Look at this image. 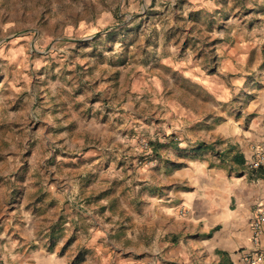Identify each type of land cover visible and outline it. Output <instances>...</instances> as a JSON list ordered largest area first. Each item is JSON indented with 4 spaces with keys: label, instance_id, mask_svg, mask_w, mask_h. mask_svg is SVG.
I'll use <instances>...</instances> for the list:
<instances>
[{
    "label": "rangeland",
    "instance_id": "rangeland-1",
    "mask_svg": "<svg viewBox=\"0 0 264 264\" xmlns=\"http://www.w3.org/2000/svg\"><path fill=\"white\" fill-rule=\"evenodd\" d=\"M263 25L264 0H0V184L6 189L38 186L82 165L70 159L83 147L82 121L92 117L80 111L78 102L89 92L81 84L84 77L110 74L118 89L127 71L128 80L142 72L150 78L164 74L168 86L185 90L188 82L176 77L179 71L194 63L215 74L220 67L217 47L239 36L248 41L246 31L258 34ZM168 59L177 63L178 71L168 68ZM249 59L241 76L252 67L253 53ZM259 67L263 69L264 62ZM256 79L249 82L247 99L256 92ZM92 95L86 99L89 104L97 98ZM237 100L228 105L242 106ZM111 101H99L102 120L110 113L111 124L122 125V110L110 107ZM152 107L145 110L148 127L119 130V159L93 165L98 174L93 183L101 174L115 178L114 188L89 199L108 200L99 212L107 214V220L86 223L105 238L92 244L89 231H84L82 246L70 249L75 237L72 233L64 239L69 220L60 214L49 225L45 242L38 241L41 232L35 234L32 249L52 251L61 244L60 254L68 249L74 254L70 264H218L198 246L187 221L172 220V214L184 213L176 204L189 190V181L184 165L172 164V153L152 150L150 143L168 147L172 135L170 128L162 129L158 113L151 115ZM184 154L179 153V159H190ZM20 196L19 190L11 204ZM162 205L170 207L168 217L161 215ZM111 215L119 220H108ZM39 221L46 229L45 221ZM69 226L68 232L84 230L83 225Z\"/></svg>",
    "mask_w": 264,
    "mask_h": 264
},
{
    "label": "crops",
    "instance_id": "crops-1",
    "mask_svg": "<svg viewBox=\"0 0 264 264\" xmlns=\"http://www.w3.org/2000/svg\"><path fill=\"white\" fill-rule=\"evenodd\" d=\"M246 34L248 41L239 36L234 43L224 42L217 47L220 67L215 74L201 71L194 63L185 68L187 71H179L176 77L188 82V89L185 90L168 86L170 79L164 74L150 78V74L142 72L130 76L128 80L127 71L118 89L110 82V74L84 77L81 84L89 92L84 91L78 102L81 103L80 111L90 113L92 117L82 121L80 144L83 147L70 159L82 165L58 172L52 176V181L47 180L38 186L21 184V188L13 186L6 189L0 184V261L3 264H70L74 254L69 249L60 254L57 246L61 244L52 251L42 246L31 248L37 243L36 233H42L38 237L41 244L48 239V227L60 214L66 215L65 219L69 220L64 239L67 240L72 233L75 237L70 249L82 246L84 231H89L92 244L99 238H105L101 230L93 228V224L88 227L86 223L107 220V214L100 215L99 212L108 200L93 202L89 199L114 188L110 186L115 178L101 174L93 183L97 174L93 165L108 159H119L122 151L117 145L119 130L132 125L135 129L148 127L149 113L145 110L153 106L150 113H158V117L162 118L159 122L164 124L162 129L172 130L167 131L172 134L170 145L158 148L156 153H172L176 161L171 163L184 165V175L189 181V190L179 197L180 205L175 203L176 208L184 210V213L181 216L172 214V220L187 221L186 228L190 227V231L194 232L198 246L213 254L218 264H245V254L254 249L251 220L257 210L264 212V179H253L247 171V165L257 152L264 150V67H259L264 62V25L258 34H248V31ZM236 35L239 33L236 32ZM251 53L254 54L252 67H248V73L241 76ZM176 65L173 59H168V68L178 71ZM254 78H257L253 84L256 92L247 99L244 94ZM91 84L97 98L89 104L86 99L93 96ZM104 98L112 100L110 107L122 110V125H112L110 113L102 120L104 111L99 101ZM235 99L242 101V106L236 108L235 102L228 105ZM200 143L208 148L194 150ZM181 145L184 151H181ZM229 148H233L231 156L235 152L243 156V169L235 167L233 170L230 164L220 161L219 154ZM181 152L190 159H179ZM44 177L48 179V176ZM102 180L109 182L101 183ZM19 190L22 192L21 200L12 205L10 200ZM36 193L39 194L36 196ZM66 199L68 203H65ZM159 209L161 215L168 217L170 207L162 205ZM39 211H42L41 214L36 215ZM38 220L45 221L43 225L46 229L40 227L41 221L36 223ZM108 220L119 218L111 215ZM69 224L73 228L83 225L84 230L72 232L71 228L68 232ZM260 241L264 245V228ZM87 262L85 260L82 264Z\"/></svg>",
    "mask_w": 264,
    "mask_h": 264
},
{
    "label": "built area",
    "instance_id": "built-area-1",
    "mask_svg": "<svg viewBox=\"0 0 264 264\" xmlns=\"http://www.w3.org/2000/svg\"><path fill=\"white\" fill-rule=\"evenodd\" d=\"M248 170H264V150H259L252 161L247 165ZM251 242L254 249L244 256L245 264H264V245L261 244L260 237L264 228V212L257 210L251 220ZM0 264H3L0 261Z\"/></svg>",
    "mask_w": 264,
    "mask_h": 264
},
{
    "label": "trees",
    "instance_id": "trees-1",
    "mask_svg": "<svg viewBox=\"0 0 264 264\" xmlns=\"http://www.w3.org/2000/svg\"><path fill=\"white\" fill-rule=\"evenodd\" d=\"M150 146H151L153 151H156L158 148L163 147V145L158 144V143H156V144H151L150 143ZM206 148H208V146L200 143L194 148V150L199 151L201 149H206ZM232 151H233V148H229L225 153L219 154L220 161L223 162V163L230 164L231 165V169H233V170L235 169V167H237L239 169H243V167H244L243 156L240 153H238V152H235L231 156ZM179 167H182V166L180 165ZM247 171H248L250 177L253 178V179L254 178H256V179H259V178L260 179H264V170L252 171V170H248L247 169ZM173 240H176V238H173Z\"/></svg>",
    "mask_w": 264,
    "mask_h": 264
}]
</instances>
